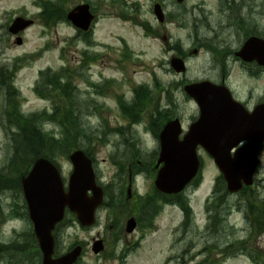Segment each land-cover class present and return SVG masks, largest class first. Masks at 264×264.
Segmentation results:
<instances>
[{
	"label": "rangeland",
	"instance_id": "1",
	"mask_svg": "<svg viewBox=\"0 0 264 264\" xmlns=\"http://www.w3.org/2000/svg\"><path fill=\"white\" fill-rule=\"evenodd\" d=\"M33 1L0 0V65L5 66L4 69L14 70L16 58L38 54L34 58H23L24 62L15 72L13 85L4 82L0 90V120L1 109L7 102L10 107L14 103L18 111L24 113L40 111L45 107L49 109L50 101L40 98L33 90L39 72L45 69L52 73L60 69L73 70L81 63V57L87 56L89 60L86 59L80 74L82 76H77L74 81L78 90L76 108L87 137H81L77 141L80 147H74L88 149L98 183L109 190V196L105 197L107 205L98 212V225L81 228L71 214H66L64 223L59 224L54 233L55 255L79 243L84 251L77 264H264V233L248 235L250 220L247 217L250 213L245 198L248 195L237 193L226 196L223 198L225 203L221 201L223 207H210L212 214L218 212L219 220L215 222L219 225L214 226L217 229L213 235L204 230L208 218L206 199L212 193L219 170L202 148L197 149L202 165L200 181L189 185L184 192L186 203L192 211L187 223L181 226L183 213L177 203L163 204L153 195L152 171L158 141L153 135L155 125L150 123L154 119L163 122V115L154 116V110L163 109L180 119L185 132L197 117L198 109L183 92L182 86L203 79L220 83L223 70L219 58L222 50L226 49L228 51L223 54L224 66L228 71L226 80L234 97L247 109L264 101V71L258 70L253 75L251 67L243 66L233 54L246 37L254 34L264 38V0H184L180 4L175 0H159L163 3L166 17L161 24L152 15L151 0H66V13L78 4L88 3L96 14L92 31L85 36H77L75 28L67 22L44 26L35 16L39 9L33 5ZM129 5H139L138 11L130 14L134 7ZM225 7L230 8L226 11ZM236 7L241 9L240 14H237ZM20 13L33 18L34 23L20 34L23 40L18 45L7 27ZM143 22H147L151 30L145 32L140 25ZM175 43L172 49L171 45ZM123 47L132 53L130 57L121 58ZM172 56L184 57L187 65L184 74H176L169 68L168 62ZM154 77L158 81L156 90L152 86ZM85 80L101 86H88ZM105 80H112L116 84L105 85ZM142 83L149 86L145 94L150 101L142 111L140 122L128 127V118L126 120L121 116L118 99L129 100L132 88ZM43 89L49 98L60 99V93H55L52 85L45 84ZM12 93L15 94L14 101L8 98ZM3 117L9 141L0 129V177H4V184L0 183V198L5 206L2 207L0 239L6 242L13 233L22 232L19 234L22 241L16 240L0 248V264H37L39 254L28 232L31 225L22 218L20 211L10 213L8 210V205L13 204L11 200L16 197L13 193L16 181L11 180L14 162L30 160L12 155V132L15 129L5 113ZM40 126L54 137L53 142L49 143L54 148L51 157L66 184L72 166L67 157L71 150L67 153L59 151V147L64 146V130L57 123L41 122ZM117 127L125 130H117ZM124 136L129 143L125 142ZM134 149H138L139 153L131 158ZM258 164L252 187L255 189L250 193L257 200H263L264 146L259 150ZM130 165L140 166L151 175L133 168L129 174L133 176V199L125 202ZM18 167L20 171L24 168ZM117 193L121 194L118 199ZM15 199L21 205L20 196ZM131 215L138 226L128 234L125 223ZM113 219L119 223H113ZM102 223H106V226H102ZM96 236L105 244L98 255L91 251L92 239ZM242 239L245 241H239ZM228 243L244 245L238 249H225ZM22 245L24 252L21 255L16 246ZM208 245L214 246V250L206 255ZM245 246L258 251L262 257L255 255L254 261L247 254Z\"/></svg>",
	"mask_w": 264,
	"mask_h": 264
},
{
	"label": "water",
	"instance_id": "2",
	"mask_svg": "<svg viewBox=\"0 0 264 264\" xmlns=\"http://www.w3.org/2000/svg\"><path fill=\"white\" fill-rule=\"evenodd\" d=\"M154 10L158 20L162 21L159 6L155 5ZM66 18L75 27L87 30L93 15L88 4H82L71 9ZM30 23L17 18L10 31L16 33ZM235 54L242 60H255L264 65V39L255 36L246 39ZM171 66L177 72L185 70L179 58H172ZM184 89L197 102L200 114L181 140L178 138L181 131L178 119L168 120L162 126L158 135V163L163 165L154 180L156 188L164 193H178L184 188L198 171V144L214 158L230 192H237L243 184L248 186L257 165L258 147L264 141V104H258L252 112H248L231 98L225 86L208 81L188 84ZM243 141L246 144L239 146ZM69 159L73 171L67 192L63 190L57 168L47 158H37L27 175L22 177L29 214L43 254L42 264H72L80 254L81 248L76 246L65 255L52 258L51 230L54 223L62 218L64 207L74 211L82 225H89L93 222L95 207L101 202L102 190L95 185L90 159L81 150L72 152ZM88 190L92 191L91 196L87 195ZM132 229L133 222L130 220L127 230ZM101 248V242L96 241L94 252Z\"/></svg>",
	"mask_w": 264,
	"mask_h": 264
},
{
	"label": "trees",
	"instance_id": "3",
	"mask_svg": "<svg viewBox=\"0 0 264 264\" xmlns=\"http://www.w3.org/2000/svg\"><path fill=\"white\" fill-rule=\"evenodd\" d=\"M44 1L41 3L42 6V12L40 14V18L45 22V24L55 23L58 21H65V14H66V7L65 2L66 0H41ZM73 76L68 71H65L64 73H46L44 75V82H47L46 84H50L53 86V88H61L62 97L61 102L55 103L54 108L52 112L50 113H41V114H31V115H20V112L18 111V108L12 104L11 107L9 106L5 111L6 118L9 120L12 126H14L15 130L13 133V145L14 150L12 155L14 157L18 158H33L39 155H46V156H52L53 149L49 143H52L54 140V137L50 133H46L42 130L40 123L41 122H50V123H57L60 125L64 130V146L59 147V151H62L64 153H67L69 150H71L74 146L78 145V140L81 137H87L85 132L86 129H82V124L80 120V114L75 106L76 99H75V93H74V86L72 82ZM42 89L39 88L38 93L41 97H44V93L41 92ZM146 88L140 87V90L135 91V98L131 104H124L119 101L121 106V111L123 114L127 115L132 122H136L141 117V112L145 108L147 102L150 101V98L146 96ZM13 97V93L9 94ZM155 114L159 117L163 115V117H167L169 114L168 112L159 110H155ZM138 119V120H137ZM154 125L159 123L157 120L151 121ZM83 130V131H81ZM85 131V132H84ZM25 144V146H23ZM80 147V146H79ZM87 154H89V151L87 148H84ZM15 161V160H14ZM28 160H19L15 161L14 165V172L11 177V180H15L16 183L18 182L17 175L20 172L18 169V166H25L29 165ZM0 183L4 184V177H0ZM6 188V186L4 187ZM214 201L212 203L213 207H219V205L224 201V197L228 194L227 191L224 188V183L222 177L218 176L215 187H214ZM253 190L248 188H244L241 193L246 196V205L248 209L249 220H250V226L248 230V235L254 236V235H260L261 233H264V199L263 200H257L254 194L250 193ZM221 193V194H220ZM216 195V196H215ZM179 199V202L181 203L183 209L185 210L186 219H189V213L190 209L186 203L185 198H182V196H176ZM222 201V202H221ZM212 207V206H211ZM213 212V211H212ZM2 208L0 207V222L2 219ZM219 214L216 211L210 216V223H208L207 226V232L209 235H213L214 231H216L215 227L219 224H216V219L219 220ZM215 226V227H214ZM211 240V239H209ZM239 241H245L244 239ZM244 245L243 243L239 244ZM5 245L2 246L0 244V248H3ZM239 246H235L233 244L228 243V245L225 247V249L228 248H234L238 249ZM207 250H205V254L208 255L211 253V250H214V246L208 245L206 246ZM16 248L20 249V254H23V248L22 246H16ZM247 254L250 255L255 261V255L258 257H262L261 253L258 251L254 252V249H250V247L245 246L244 247ZM204 250V249H203ZM258 264V262H257Z\"/></svg>",
	"mask_w": 264,
	"mask_h": 264
},
{
	"label": "flooded vegetation",
	"instance_id": "4",
	"mask_svg": "<svg viewBox=\"0 0 264 264\" xmlns=\"http://www.w3.org/2000/svg\"><path fill=\"white\" fill-rule=\"evenodd\" d=\"M116 219H117V216H116ZM116 219H113V223H119Z\"/></svg>",
	"mask_w": 264,
	"mask_h": 264
}]
</instances>
